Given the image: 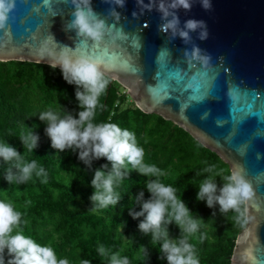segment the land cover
Masks as SVG:
<instances>
[{
	"label": "water",
	"instance_id": "95a60500",
	"mask_svg": "<svg viewBox=\"0 0 264 264\" xmlns=\"http://www.w3.org/2000/svg\"><path fill=\"white\" fill-rule=\"evenodd\" d=\"M111 7L92 0L94 11L114 25L93 45L65 31L70 0H16L7 28L0 29V60L49 63L67 45L71 55L98 61L143 111L172 120L231 169L241 168L255 197L231 264H264V0H212L210 11L199 3L190 12L179 10L181 26L190 18L206 22L207 39L191 35L210 57L207 65L189 64L184 49L192 45L159 32L155 10L134 17L136 0H126L125 7H116V21L108 14Z\"/></svg>",
	"mask_w": 264,
	"mask_h": 264
},
{
	"label": "clouds",
	"instance_id": "9594fccd",
	"mask_svg": "<svg viewBox=\"0 0 264 264\" xmlns=\"http://www.w3.org/2000/svg\"><path fill=\"white\" fill-rule=\"evenodd\" d=\"M16 0H0V29L8 26L9 14L15 8ZM112 5L109 16L120 19L116 7H125L126 0H105ZM47 3V0H45ZM73 5L71 19L64 24L65 31H74L83 41H91L93 45L103 42L110 27L105 19L92 8V0H70ZM195 3H199L205 11L212 9V0H136L139 13L155 10L160 14L161 23L158 31L169 36V39L179 37L191 48L184 49V56L189 64L201 62L207 65L210 57L201 48L192 43L191 33L197 32L200 40L208 37L207 24L204 20L187 19L181 26L179 10L190 12ZM38 10V9H37ZM73 49L64 45L60 51L50 59L51 69H60L63 79L70 85L76 86L75 98L79 111L74 116L62 108L48 107L31 117H38L43 122L44 133L51 142V148L56 154L71 151L77 154L87 168H92L94 160L106 159L94 170L91 185L95 189L90 197L89 211L97 212L115 208L121 201L123 193L118 191L123 181L132 171L147 179L143 182V189L136 195H130L128 214L135 220L139 219L138 229L144 236H150V244L157 248L160 259L167 264H200L198 250L194 240L203 242L206 227L205 219L188 207L181 199L182 193L166 185L160 179L165 173L156 165L145 162V150L139 145L133 131L121 128L114 122H96L98 110H103L101 97L105 95L110 79L101 70L98 61L82 56H73ZM37 125L28 130H21L18 134L9 133L8 138L0 140V162L6 165L4 179L9 185H26L33 178L41 183H48L47 171L37 164L36 160L28 161L24 151L34 153L39 146L40 137L35 131ZM18 137L24 149L21 153L8 142L10 137ZM110 165V167H109ZM206 174V175H205ZM195 179L198 186L196 200L206 202L210 209L218 206L219 213L226 216L232 213L231 220L240 229H246L252 217L249 215V204L255 197L251 182L239 167L225 172L215 165H207L196 171ZM217 177L222 182L217 183ZM144 189L150 194L145 199ZM139 206V210L135 207ZM213 216L216 212L213 211ZM142 217V219H140ZM27 224L23 213L9 201L0 200V264H69L67 258L58 257L51 246L42 245L29 235L23 226ZM175 225L179 235L173 238L169 226ZM122 233L124 224H119ZM142 259L147 264L148 248L141 245ZM101 257L108 258V264H130L127 256L119 252L109 253L103 246L97 248ZM7 261L5 260V257ZM80 264H92L90 259H81Z\"/></svg>",
	"mask_w": 264,
	"mask_h": 264
},
{
	"label": "trees",
	"instance_id": "16d2710c",
	"mask_svg": "<svg viewBox=\"0 0 264 264\" xmlns=\"http://www.w3.org/2000/svg\"><path fill=\"white\" fill-rule=\"evenodd\" d=\"M107 77L110 84L101 97L104 108L97 111L96 122H114L133 131L145 150V162L159 167L165 173L161 181L175 187L178 195L182 193L181 199L193 213L205 219L206 227L202 229L205 239L193 241L200 264H231L237 237L243 229L234 225L231 212L222 216L218 206L210 209L206 202L196 200L198 186L194 179L196 171L207 165L227 172L231 170L230 164L172 120L143 111L121 83ZM75 91L76 86L63 79L60 69L53 70L48 63L0 60V140L8 138L9 133L16 135L37 125L35 131L40 140L34 153L24 151L16 136L8 142L21 153L24 151L26 160H36L48 173L47 184L33 178L26 185H9L3 176L6 165L0 162V200L12 202L23 213L27 220L23 226L26 235L53 247L58 257L67 258L69 264H80L81 259H90L92 264H108L107 257L99 256V246L109 253L127 256L130 264H145L141 245L148 248L147 264H167L150 244V236L139 232V219L134 220L128 214L129 196L138 194L147 178L132 171L118 188L124 193L114 209L89 211L90 197L95 191L91 185L94 170L108 162L103 158L94 160L89 169L70 150L56 154L44 133V123L38 117H31L50 106L57 109L63 106L75 116L79 111ZM216 179L221 185L220 178ZM144 192L147 199L150 194L146 189ZM169 231L173 238L179 235L174 224L169 226Z\"/></svg>",
	"mask_w": 264,
	"mask_h": 264
}]
</instances>
